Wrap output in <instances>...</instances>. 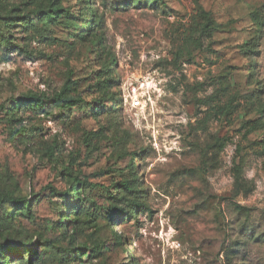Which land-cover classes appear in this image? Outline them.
Segmentation results:
<instances>
[{
  "label": "rangeland",
  "instance_id": "1",
  "mask_svg": "<svg viewBox=\"0 0 264 264\" xmlns=\"http://www.w3.org/2000/svg\"><path fill=\"white\" fill-rule=\"evenodd\" d=\"M117 1L63 0L69 12L52 20V0H0V244H38L35 264H264V131L248 134L250 102L264 103V34L254 69L242 50L264 0ZM69 73L112 113L64 121L17 106ZM235 164L248 195L234 190ZM77 179L95 187L76 211ZM125 179L142 192L124 207L148 211L117 220ZM5 197L33 198L31 212L10 217Z\"/></svg>",
  "mask_w": 264,
  "mask_h": 264
},
{
  "label": "trees",
  "instance_id": "2",
  "mask_svg": "<svg viewBox=\"0 0 264 264\" xmlns=\"http://www.w3.org/2000/svg\"><path fill=\"white\" fill-rule=\"evenodd\" d=\"M125 0L117 1L116 5H120ZM155 2H159V0H155ZM69 10L64 6L63 0H52V5L50 10L47 11L45 15L51 17V19H55L63 14H67ZM202 17V24L200 30L203 34L210 35L217 30V26L213 21L212 17L209 13L201 10L200 13ZM17 19L8 17L6 21L14 22ZM248 20L258 31L257 35L248 41L244 47L242 48L243 54L251 62V67L254 69L256 67L255 57L258 54V48L261 43L264 34V11L262 9H257L252 11L248 15ZM116 62V60H115ZM251 69V68H250ZM120 84L116 87L119 88ZM106 92V91H105ZM106 96V94H105ZM103 97L108 103L114 101V95ZM119 100L122 101L120 93L118 94ZM102 99V100H103ZM18 103V107H22L24 105L29 106L32 110L39 112L41 115H50L53 116L54 119L60 120H69L72 118V115L75 111L81 112L82 114H86L87 110L92 108V111L95 112H111L112 108L105 105L104 101H99V103L94 106L93 104L86 103L84 97L78 92L77 83L73 79V74L69 73L66 81L63 83L61 88L55 92L53 95H48L45 93L42 94H33L27 95L22 100L16 101ZM87 105V106H85ZM250 106L254 107L252 109L253 118L249 121V132L248 134L264 131V123L261 121V118L264 117V103L257 107L255 102H250ZM220 115L227 116L226 107H218L216 108ZM74 116V115H73ZM131 170L132 166H134L133 162L129 165ZM234 177H235V188L236 193H244V195H248L251 192V187L244 181L242 175V168L240 165H234ZM95 185L87 183V181L82 182L78 179L72 187V190L69 194V200H72V206L74 210H79L81 207L80 201L82 200L83 191L86 188H93ZM114 199L112 200V207L117 215V220L129 216V214L133 213L134 208L143 209L144 211H148L146 204L143 202L141 204L136 203L135 200L132 201L131 209H126L124 207L122 199L125 197H134L139 198L141 194V189L138 187L136 181L131 179H125V181L117 183L115 186ZM123 195V196H122ZM76 196H81L80 198H76ZM122 196V197H121ZM141 198V197H140ZM33 198H10L5 197L12 208V213L10 217L13 215L15 211H24L26 213L31 212V200ZM3 200L0 203H3ZM122 206H121V204ZM131 204V202H130ZM129 204V205H130ZM116 240L120 241L121 236L117 233L114 234ZM38 256V244H24L17 243L15 245H10L8 243L0 244V264H35ZM26 258V259H25ZM133 264H137L134 262Z\"/></svg>",
  "mask_w": 264,
  "mask_h": 264
},
{
  "label": "built area",
  "instance_id": "3",
  "mask_svg": "<svg viewBox=\"0 0 264 264\" xmlns=\"http://www.w3.org/2000/svg\"><path fill=\"white\" fill-rule=\"evenodd\" d=\"M145 81L144 82H142V85H143V87L145 88V90L147 91L146 92V94L144 95L145 97H151L150 95H151V93L152 92H154V90H156V83H155V81L154 80H152L151 78H146V79H144ZM158 89V88H157ZM134 94L136 93V92H133ZM139 101H140V103H141V100H140V98H139ZM140 103H136L137 105H140Z\"/></svg>",
  "mask_w": 264,
  "mask_h": 264
}]
</instances>
